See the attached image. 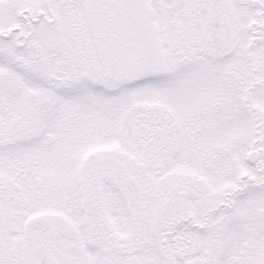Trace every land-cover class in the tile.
<instances>
[{
    "label": "snow or ice",
    "instance_id": "6c2138e0",
    "mask_svg": "<svg viewBox=\"0 0 264 264\" xmlns=\"http://www.w3.org/2000/svg\"><path fill=\"white\" fill-rule=\"evenodd\" d=\"M0 264H264V0H0Z\"/></svg>",
    "mask_w": 264,
    "mask_h": 264
}]
</instances>
